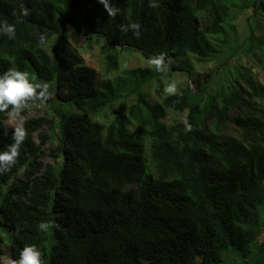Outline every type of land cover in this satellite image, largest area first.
Returning a JSON list of instances; mask_svg holds the SVG:
<instances>
[{
  "label": "trees",
  "instance_id": "1",
  "mask_svg": "<svg viewBox=\"0 0 264 264\" xmlns=\"http://www.w3.org/2000/svg\"><path fill=\"white\" fill-rule=\"evenodd\" d=\"M111 2L116 18L98 0H0V21L16 26L15 39L0 35V74L28 71L49 84L44 103L61 106L55 164L41 160L49 136L35 138L55 117H34L17 163L0 175V225L10 237L6 244L0 233V264L30 244L43 264H264V85L224 68L233 53L262 61L264 0ZM21 3L30 15L18 21ZM244 12L247 30L236 40ZM131 22L141 24L139 38L120 31ZM72 33L100 45L106 75L119 70L122 46L147 60L167 53L170 71L139 66L97 81ZM223 53L219 81L192 75L193 87L150 101L152 82L161 95L172 69L193 73L191 58ZM108 110L112 119L102 121ZM7 117L0 113V151L13 142V129L3 135ZM230 123L236 136L225 133ZM42 220L56 226L39 231Z\"/></svg>",
  "mask_w": 264,
  "mask_h": 264
},
{
  "label": "rangeland",
  "instance_id": "2",
  "mask_svg": "<svg viewBox=\"0 0 264 264\" xmlns=\"http://www.w3.org/2000/svg\"><path fill=\"white\" fill-rule=\"evenodd\" d=\"M248 16L247 12L242 13L238 19L235 21L237 26V37L236 40H241L242 36L245 34L247 27H246V18ZM261 23L258 24L257 27V34L264 35V16L261 17ZM71 42L76 48L77 52L83 57L84 63L90 65L96 70V79L100 81L101 79L113 78L117 73L124 69L133 68V67H149L148 60L141 56V54L137 51L133 50H126L124 46L121 48L118 56L119 60V70L106 75L104 72V60L103 56L100 53V45L97 43H93L92 46H88L86 40L82 36H78L72 33ZM226 53L219 55V57L205 61V62H198L195 59L191 58V62L194 66L193 73H189L187 71H178L176 69H172L170 75H166L162 77L163 86L170 82L172 79L177 81L178 90L182 87L187 86L188 84L193 87V83L191 82L192 75L198 76L199 79L203 82L207 78V74L210 72L213 75L216 74V80L219 81L221 78V73L224 68L225 70L230 73L237 74V71H241L244 73L248 78L253 79L255 82H258L264 85V56H262V61L260 60V56L257 53H253L252 55H247L245 53H233L228 60L226 61L228 64L226 67L223 68V64L225 62ZM222 64V65H221ZM220 75V76H219ZM238 81L247 88L245 81L242 77H236ZM157 83L152 82V84L146 87V91L149 95V99L151 102L160 101L161 95H158L156 89ZM61 108L59 106L56 99L52 101V103H43L39 104L38 106L31 107L29 110L22 114L19 119H22L24 122L27 119L34 118V117H44L47 116L49 118L55 117L54 124L52 126L44 125L41 129H39L35 133V138L37 142H41V137L39 136L40 133L49 136L50 142L48 143L47 147H45V153L41 158L44 165L46 164H55V157L52 156V151L49 147L55 148V144L58 142L57 139V132H58V111L55 108ZM117 107V105H116ZM102 121H110L112 119V111L108 110L104 117L100 118ZM15 122V121H13ZM9 123V118L5 120V125ZM225 133L228 137L236 136L238 133L237 127L230 123L225 127ZM0 233H2L5 237L6 244H10V237L7 234V231L4 230V227L0 225ZM231 262V261H230ZM230 264H246L241 259H237L236 261H232Z\"/></svg>",
  "mask_w": 264,
  "mask_h": 264
},
{
  "label": "clouds",
  "instance_id": "3",
  "mask_svg": "<svg viewBox=\"0 0 264 264\" xmlns=\"http://www.w3.org/2000/svg\"><path fill=\"white\" fill-rule=\"evenodd\" d=\"M104 6L110 18H116L121 9L114 6L111 0H98ZM149 7H159V0H149ZM18 21L21 18L30 15V9L20 4L19 11L14 10L12 13ZM131 30L136 38L141 35V24L131 22L128 25H120V31L127 32ZM0 35H6L9 39H15L16 26L7 20L0 21ZM46 35H38V44L46 43ZM172 61L168 58L167 53L161 52L153 55L148 59V66L159 73L170 71ZM36 77L30 75L28 71H22L16 67H10L0 74V113H5L9 118V123L3 127V135H7L10 127L12 131V143L7 145L6 150L0 151V175L7 173L17 163L21 146L27 139V130L24 121L19 119L25 109L37 102L44 103L50 98V86L47 82H35ZM163 92L166 96L178 95L177 81L172 79L165 84ZM15 121V122H13ZM52 220H42L38 225V230L47 232L49 228L55 227ZM5 264H43V253L35 244L25 245L21 250L18 259L9 258Z\"/></svg>",
  "mask_w": 264,
  "mask_h": 264
}]
</instances>
